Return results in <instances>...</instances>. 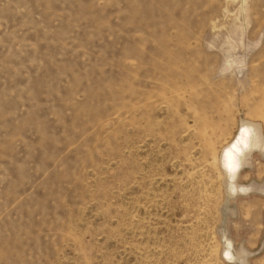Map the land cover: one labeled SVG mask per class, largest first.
Here are the masks:
<instances>
[{"label": "rangeland", "instance_id": "obj_1", "mask_svg": "<svg viewBox=\"0 0 264 264\" xmlns=\"http://www.w3.org/2000/svg\"><path fill=\"white\" fill-rule=\"evenodd\" d=\"M243 121L264 0H0V264H264V153L247 193L220 161Z\"/></svg>", "mask_w": 264, "mask_h": 264}, {"label": "bare ground", "instance_id": "obj_2", "mask_svg": "<svg viewBox=\"0 0 264 264\" xmlns=\"http://www.w3.org/2000/svg\"><path fill=\"white\" fill-rule=\"evenodd\" d=\"M237 131L233 140L223 147L220 161L226 173L228 192L234 193V191L239 190L247 193L254 186L252 184H240L237 179L244 167L252 164L251 159L253 152L259 151L262 154L264 153V137L260 126L250 121H243ZM223 255L229 261H240L246 264L242 255L238 257L235 256L230 240L226 242Z\"/></svg>", "mask_w": 264, "mask_h": 264}, {"label": "snow or ice", "instance_id": "obj_3", "mask_svg": "<svg viewBox=\"0 0 264 264\" xmlns=\"http://www.w3.org/2000/svg\"><path fill=\"white\" fill-rule=\"evenodd\" d=\"M242 131H243V129H242Z\"/></svg>", "mask_w": 264, "mask_h": 264}]
</instances>
